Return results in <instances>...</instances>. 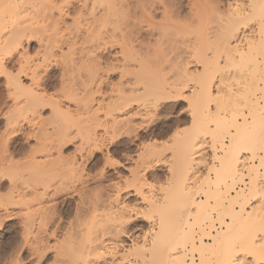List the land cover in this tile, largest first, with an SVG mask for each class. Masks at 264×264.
Instances as JSON below:
<instances>
[{"label":"bare ground","instance_id":"obj_1","mask_svg":"<svg viewBox=\"0 0 264 264\" xmlns=\"http://www.w3.org/2000/svg\"><path fill=\"white\" fill-rule=\"evenodd\" d=\"M56 1L57 0H47V1L43 0V2H46V3H49V4L51 3V6L48 4L49 8H47L45 10L46 12L44 11L45 14L48 15L49 13H47V12L50 11V10H51V13L53 14L52 9L53 10L55 9L54 10L55 12H56V10H59V12H60L59 13L60 15L58 14V16L55 13L56 16L54 18L55 22L53 21L54 23L52 21H50V20H52V19H50V17H54V16L50 14L51 16L48 17L49 15L48 16L46 15L49 18V21H50L49 24L53 23L52 25H54V28H55V32H54L55 34L54 35L58 36L61 33V30H62L61 25L63 23L65 24L64 18H65L66 13L68 11H71L72 9L75 8V6H74L75 3H74L73 0H66V3L68 5H66L65 8H67L68 11L66 10L67 12H65L64 11L65 8L62 7V6L59 7V4ZM79 1L82 2V7H80L81 9H83L85 11L86 10L88 11V9L90 10V11H88V12H90V13H88L89 16H90L89 18H92L90 20H93L91 23H89L90 25H88L86 23V25H88V27H86V25H85L86 29H84V31H83L81 28L78 27L80 24H77V22H78L77 21L78 19H77V20H75L76 21V25H75L76 27L75 26L73 27V30H75V31H73L71 28L68 29L69 26L67 27L65 25L67 27V30L69 31L68 32V37H66V39H63V37H61L62 40H61V38L60 39L58 38L59 40H57V39L55 40L54 39L52 41H48V43L45 42L46 43L45 46L42 45L44 48L46 47L45 50H47V49L53 50V49H55V47H59V46H60L59 47V49H60L61 48V44H65V45H67L69 47V54L64 56L65 59H64L63 63H61V64H63L62 65L63 66V72H62V75H60V77L62 76L60 78L61 82L65 81V82L69 83V85H70V84H72L73 79H75L74 75H75V73L78 70H80L81 68L82 69L86 68L88 70V78H87L88 80H86V81H88L87 85L89 86V88L87 87V89H85V91L83 90L82 99H80V100H83V101H82V104L79 105V109L82 110V108H83V111L80 110V112L83 113L85 111L84 113H85V116H86V117H84L85 119L83 118L84 122H85V125H84L85 127L77 132L78 136L81 137L80 140H82L81 141V146H79L78 148H75V149H77L76 151L79 152V153L77 152L79 155L78 156L77 155H73V152H72L73 149H71L73 147L67 148V145L71 141L74 142V140L76 139L74 134H73L74 136H72V132H71L72 129L69 128V129H65L61 136L58 135L56 138L53 137L52 139H49L48 141H44V143H42L40 141L41 143L39 142V145H38L39 147L37 146L34 149L31 148L30 156H29L30 159L26 162V164H24V165H26L25 167L27 168L26 174H28L29 181H31V182L33 181L34 182L33 184L32 183L28 184V190L29 191H27V192H29L33 197L35 196L34 198L32 197L33 199H31V200L29 199L30 202L27 203V206H28V209H29V211L25 212L26 219H27L26 221H28V224H27L28 225L27 226L28 229L26 228L27 231L31 230V228L34 227V225L36 226V224H37V227L39 226L38 229L41 228V230H42V228H43V229L47 230V228H49V229H52V231H51L52 234L51 235L56 234L58 231H60L63 228L62 227V222H61L62 221V218H61V214L62 213L59 215L58 212H57V208H58V202L57 201L59 200V198L61 197V195L63 193L67 194V193H72L73 192V193H77L78 195L80 194L79 197L81 199L79 198L80 201H79V204L77 205V209H76L77 211H75V212H77L76 214L81 213V212H83L84 214L82 213L81 214L82 216L80 215L81 217L80 216L76 217L74 222L71 221V223L69 224V227H68V229H69L68 236L72 237V235L73 236H77L79 234V236H77L78 237L77 240L79 239V242H80V238L81 239L85 238V237H83V233H85V236L88 234L89 237L93 233L92 235H94V236L91 235L92 237H90V238L88 236H86L87 238L83 239L84 240L83 244H82V241H81V243H79L80 244L79 247L77 246L78 242H77V245L73 244L72 245V249L74 251V254H76V256L72 252V254H73L72 258H70L69 255H71V254L69 253L70 250H68V248H71V247L67 248V247L61 246L62 249H63V247H64V249H63L62 252H59V255L61 253L60 256L62 258L59 261V264H97V262L100 261V260H101V262H102V260L105 262L106 258L103 257L101 251H99L98 248H100L101 244L106 240L105 239L106 235L109 236V238H110L109 234H111L114 238H117V239H121L122 237H126V239L128 237L129 238L132 237L129 234L130 231L127 232L126 231L127 229L124 228V225H127V224H124V223H126V222L129 223L128 222L129 221L128 220L129 217L127 219V215H129L128 209L131 210V208H129L131 206H128V209H127L126 206L123 205V203H120V201H119V197L120 196L119 197L117 196V198L115 200L110 201L111 204L109 203V209L107 211L110 214L107 213L108 214L107 216H110V217L107 218V221H106V219L104 218V217H106V215L104 216V212L103 211L106 212L105 208H108V206H106L107 203L103 200V197H101L102 195L101 196H96V197H94L95 199L93 201H88L87 202L88 199L84 200V196H83V193L81 194V190L84 188L83 185L85 186V184L87 182V180L85 181L83 179L85 177L84 173H85L87 167H91V168L92 167L93 168L94 167H98L101 164V162H102L101 159L98 156L95 155V152H96L95 150H97V149L99 150V149L103 148L102 146L105 144V140H106V142H108L107 141L108 138H106V136H108V137L110 136L109 140L111 139L112 141H110V142H113L114 138H116L118 136H121L122 134H124L123 132L129 131L128 128H130L133 125L132 122H133L134 116H132V114L135 113V109L136 108H139L140 110H143L142 108H144V109L147 108L148 109L149 105H148L147 102H149V101H151L152 103L153 102L158 103L157 101L163 102L165 100L170 101V100L179 99V98H182V97L184 98L183 91L188 89L191 86L190 84H192V82L193 83L195 82L196 86L194 85L193 88H192V89H194V91H192V98H191V99H193V101H192L193 103L190 102L189 99H188V102L190 104H192V105L194 104L195 108L199 107V106L200 107L204 106V108H200V109L205 110V108H206V111L208 110V112H211V114L214 115L212 113V111H214L215 109L210 111L209 109H211L212 107H209V106L213 102H215L216 99L219 100L221 97L218 98L219 96L217 97L216 94L215 95L213 94V93H216V92H212V91H214V89H212V91H211L210 85L212 86V84H209V83H210V80L213 79L212 76H214V73L210 74V72H208L207 70H209V68H208V67H210L209 65L215 64V65L219 66L220 65V61H222V63H224V64H232V65L239 66V67L240 66H244V67L245 66H250L251 68H249V72L245 75L246 79H245V77H243L245 80H247V82H248V80H249V82L250 81L251 82H255L260 77H264V58H263V62H261V60L258 59L259 55H263V57H264V47H263L264 46L263 45L264 42L263 43L256 42L255 45L253 43H251V46L248 45L250 47L245 49V51L242 50L243 48L240 49L241 43L243 41H245L246 38H247L246 29H247L248 24H249L250 21L256 20V22H257L256 26H258L257 27V31L258 32L259 31L261 32L264 29V0H249V3H247V5H245L244 8L242 7L243 9L240 7L241 10L238 11V12L236 11V9H235V12H234V9H232L233 11L229 10V13H227V16L225 15L226 12H225V14H224V12H223V14H222V12H220V9H219V7L217 5L216 6L212 5L213 3H211V0L209 2V3H211V5L207 2L208 0H206V2H203L204 1L203 0L202 1L203 3L201 2V0H200V2L198 0L197 1L193 0L191 2L189 1L190 2L189 3L190 4L189 13H188L189 15L187 17L182 15L181 11H179V5L182 3V2L179 3L180 2L179 0H79ZM28 2H30L29 4H31L32 1H30V0H0V74H4V76H6V84H7L8 88H10V96H8V98L11 97V99L14 102L13 105H14L15 111L19 112V115H17L16 117H21L22 114L25 113L26 111L27 112L28 111H32V112H35V113L36 112L39 113V109L40 108L43 109V107L45 105H48V104L49 105L50 104L53 105V107L55 106V109H53V111L54 110L55 111L59 110V111H56V114H54L57 117H58L57 112L60 113L61 116L69 115V113L71 114V110H69V109L68 110L66 109V111L60 110V109H62V107H61V104H60V102L58 100H56L54 98L52 99V97H50V96H49L50 98H46L45 97L46 96L45 95L46 92H44V91L54 87L55 84L59 82V80L58 81H54V80H56V79H54V80H49V82H48V80L46 79L47 82L45 83V82L42 81L43 83H45V84H43L41 82L42 78L39 75L41 73H38V69L41 66H39V67H35L34 66L35 67L34 68L32 66L34 61L31 62L32 60L30 58L26 57L28 53L27 52H21V54H20V52H19L21 47L24 45V43H27L28 47L31 44H33V40H34L33 39L34 38L33 34H34V32L36 34V31L33 32V30L37 29V28H34V26H33V25L36 24V22H33L35 20H29V21H31L32 23H35V24H32L29 21H27V22H25V21L22 22L21 21L22 24H20V22L17 20L18 18H20V20H21V18L25 19L24 16H23L24 18L22 17V14H24V12H26V10H28L29 7L28 6H27L28 8L25 7V5ZM40 2H41V0H40ZM40 2H39V4L42 5ZM75 2H77V1L75 0ZM32 4L35 5L34 3H32ZM102 4H104V5H102ZM48 5H44V6L47 7ZM44 6H42V7H44ZM90 6H91V9H90ZM41 9H42L41 11H43V8H41ZM35 10L36 9L34 8V11ZM238 10H239V8H238ZM133 11H134V14H138V18L134 19L135 20L134 22L136 23V26H137L136 27L137 30H136V34L135 35H133L131 32H129V33H131L129 35H131V36L133 35V37H130L128 35L130 37V39L128 37L127 38L128 40L127 39H125V40L127 42H129V43H127V42H125V43L129 44L132 47L131 48L129 46L131 49H134L135 45H134L133 41H135V43H138L140 45H141V43L143 44V42L139 43L138 40H140V39H138V38H140V36H143L144 33L153 37V36H155L156 32L159 31L160 34H161V37L163 35L166 37V39L165 38L164 39L166 41L167 48L170 49L172 51V53L174 52V54H175V55L173 54L174 55L173 56L174 59H176L175 56L177 57V59H178V57L182 59V56H183V59L181 61H178L179 62L178 64H179V66L181 68L179 69V66L177 68L180 71L179 72L176 71L178 74L175 73L176 75H178L177 77H179V79L177 78L176 80L171 81L170 80L171 78L170 79L167 78L168 75L166 76V73H164L165 69H163L160 72H158L159 74H157V75L154 73V75L156 76L155 77L156 79L150 80L152 82H139L138 79H137V78H139V77H137L138 76V72L133 70L132 73H131V71H130V73L135 76V81L133 82L132 81L133 79H132L130 81L123 82L122 80L127 78V77H124L125 74L128 75L125 72L127 70H125V71L123 70L121 75H123L124 78L122 77L123 79L120 80V81H122L120 83V87L118 88V86H116L118 88L116 94L113 93V92H115L114 88L110 89L111 91H110V94L108 95V97H111L112 100H110L111 103L107 107V111H105V115L103 117L104 120L101 121L99 119L98 113L102 111L101 109L104 106L101 107L100 102L97 100V98H95V96L97 95L96 93H101V94L104 93L103 95H106L107 91H105L103 89H104V86L106 84H108V83H106V76L104 77V74L102 72H100L101 70L103 71L101 66L105 62L104 61L102 63V59H101L102 55L100 56V54H98V52H99L98 49L100 48V44L99 45H94L92 43L94 46H92V48L89 47L90 49H87L86 45H82V47L85 46V48L83 47L82 49L79 48V47L77 48L76 46L79 45V38H81L82 35H83V39H84V35H85V38L86 37H90V36L92 38V36H95V35H98V38H100L99 36H102L103 34H106L108 39L109 38L112 39V41H110V43L113 42L112 44L115 43V44H117V46L118 45H123V44H121V41L124 42V36H127V35L120 33L119 34L120 36H118V37H121V39H117V35H116L117 32L114 30V29H117V28H112L111 29L110 26L112 27V25L114 24V26L116 27L115 24H117L120 21H122L121 19L125 20V19H128L127 17H129V16L131 17V13H133ZM78 12H80L79 9H78ZM231 12H233V13H231ZM41 15L42 14H40V16ZM78 16H79V14H78ZM136 16L137 15H135V17ZM158 16H161V20L159 19L160 22L157 21L158 25H160L161 27L160 26L157 27V25H156L157 23L155 22V20L157 19ZM56 17L57 18L59 17V19H56ZM84 17H86V16H84ZM48 18H46V19H48ZM56 20H57V22H56ZM122 22H121V24L123 25L124 23H122ZM215 22L217 24H221L220 26H216V27H219V28H217L218 30H216L215 27H213V23H215ZM26 23H27V25H25ZM154 23H156V24H154ZM125 24H126V22H125ZM122 25H121V27H122ZM108 26H109V28H108ZM77 27H78V29H75ZM134 27H135V25H134ZM249 27H251V26L249 25ZM49 30L51 31V28ZM172 30H174V31L173 32H169V31H172ZM213 30L214 31L216 30V34H215V32H213ZM217 31H219V34H218ZM253 31L254 30H252V32ZM42 32L40 31V33H42ZM121 32H124V31H121ZM211 33L217 35V37H215V38H217L216 40H218L220 38L219 39V43L217 42L219 44L217 50L216 51L212 50L213 54H214L213 56L212 55L209 56V54H208V51L210 50L209 48H210V45H211V38L210 37H212V35H213V34L211 35ZM127 34H128V32H127ZM36 35H37V37L39 36V34H36ZM122 35H124V36H122ZM209 35H210V37H209ZM218 35L219 36L221 35V37H219ZM134 36H136V37H134ZM40 37L44 38V36H40ZM105 37L106 36H104V35L102 36V38H105ZM163 37H162V40H163ZM157 38H158V36L155 38L156 39V43H159V41L161 39L158 40ZM93 39H95V37H93ZM252 39L254 40V37ZM87 40L88 39H85L84 41L87 42ZM95 40H97V39H95ZM42 41H44V40L42 39ZM165 41L160 42L156 46L158 47L161 43H163ZM88 42H90V41H88ZM39 44H41V43H39ZM80 44H81V42H80ZM83 44H85V43H83ZM147 44H150V43H147ZM90 45H91V43H90ZM208 45H209V47H208ZM141 47L143 48V46H141ZM155 47H153V48H155ZM160 47H163V46L160 45ZM159 49H162V48H158V50ZM194 49H197V51H199L198 49H201V52L200 51L196 52V51H194ZM192 50L194 51V53L196 52L195 53L196 55L193 54ZM39 51L40 50H38V53H39ZM171 51H170V54H171ZM123 52L124 51H122L121 53H123ZM137 52H139V49H138ZM142 52H143V50H142ZM47 53L48 52L45 51V56H46ZM51 53L49 55L54 54V53H52V54ZM141 53L139 52V54H141ZM167 53H169V52H167ZM159 54H161V53H159ZM189 54H193L192 56H194V57L192 58ZM198 54H200V55H198ZM29 55L30 54H28V56ZM153 55H155V54H153ZM148 56H150V55H148ZM167 56L168 55H166V57H164V58H167ZM156 57H157V55H156ZM161 57H162L161 59H163V56H161ZM159 58H160V56H159ZM168 59H169V57L167 58V60ZM177 59H176V61H177ZM124 60L125 59H123V61ZM133 61H137V60L133 59ZM174 61H173V63H175ZM158 62L161 63V62H164V60L160 61V59H159ZM167 63H169V62H167ZM118 64H122V63H118ZM178 64L175 63V65H178ZM140 65H142V64H140ZM175 65H173V66L168 65V66L174 67ZM201 65L204 66L203 67L204 69H202L203 72H197V71L191 72L189 70L190 68L188 69L189 66L198 67V66H201ZM37 66H38V64H37ZM110 66H111V68L108 69V73H109V71L110 72L111 71L115 72V70H117L116 69L117 67L115 66L114 63L111 64ZM127 66H126V68H128ZM131 66H132V64H131ZM222 66H223V64H222ZM222 66H221V68H222ZM226 66H223V68L226 67ZM205 67H206V69H205ZM162 68L163 67H161V69ZM11 69H13V70H11ZM140 69H144V68H142V66H141ZM218 69H220V68L218 67ZM222 69H220V70H222ZM87 70H85V71H87ZM104 70H106V69H104ZM217 70H215V71H217ZM175 74H173V75H175ZM170 75H171V73H170ZM22 77H24L25 79L30 77L29 81H30L31 84L28 85V86L24 85L23 81H22ZM173 78L174 77H172V79ZM260 79H261L260 81L262 82L264 78L263 79L260 78ZM62 80H64V81H62ZM109 80H110V78H109ZM139 80H141V79L139 78ZM258 81L259 80H257L256 83ZM205 82H207L208 84L205 83ZM204 84H206V85H204ZM139 85H142V89H140L141 87L139 88ZM72 86H74V85L73 84L71 85V88L73 89ZM213 88H214V86H213ZM219 88H221V87L219 86ZM253 88H255V87H253ZM253 88L251 89L252 91L251 90H247V91L243 90L245 92L242 95H241V93H240V95H237L236 93L232 94V96L235 95V94L237 95L236 97L235 96H233L232 98L230 97L233 100L232 104L235 107L234 109H236V111H235V115L233 114L232 116H230V119H229L228 122H222V120H220L219 122H221V123L218 122L216 128H214V129L212 128L213 130H211V127H209V125H208L209 124L208 121H207V123H208L207 125L204 122L205 120H207L206 117H208V116L211 117V118L214 117V116L208 115L209 114L208 113L207 114L208 116L205 114L202 117L204 119V117L206 116L205 117L206 119L202 123L199 120L200 123H197L198 126L194 125V127L196 126L197 132L193 135V137L191 136V138H188V139L177 138V140H179L180 145H181V151L179 152L178 157L176 156L177 159L179 158L178 161H177V164H178L177 166L178 167L176 168L177 171L175 170V173H173V174H175V176H173V177L175 179L177 177L176 186L179 187L178 190H180L183 194H185L188 190H190V188L188 186V181L191 180L190 177H191V171L193 169L194 159H196L195 157H197V155H199V153H200V151H201V149L203 147L201 141H202V139L204 137L203 133H205V132L206 133L207 132L208 133L212 132V135H213V133L214 134H216V133L218 134V132L223 133V131H224L225 136L220 134V135H222V139H221L220 135H218V138H220V140H222L220 143L223 144L222 150H223L224 155L222 157L219 156V159H220V162H221V169L215 170L216 171L215 173H218L216 175H219V173H221V175H226V177L224 176V178L226 180L230 179L232 182H231V184L227 183L228 185L223 183V184L226 185V187H224V188H226V191L223 192L225 198L223 197L224 198L223 199V198L220 197L223 200L218 198V199L221 200V201L219 200L220 202L217 200L218 201L217 203H219L220 206H218V207L215 206L217 208L222 207V212L220 211L218 213V217L220 218V221L222 222V224H223V226L225 228H222L221 231H217L215 234H212V232L209 231L207 236L213 241V243L210 242L208 244L206 242H203V240H202L203 236H201L200 239H199L200 245H198V246L196 245V242H195V231H191L192 230L191 229L192 228L191 225H193V223L192 222H191L192 224L189 223V217L192 215V211H190L191 213L190 212L188 213L187 211H185L186 212L185 213V212H183L184 209L182 211L181 210L180 211L177 210V211L180 212V214L177 213L176 219L175 218H171V220L175 219L174 221H176V222L179 220L178 224L176 225L177 227H179L177 229H176V227L173 228L174 226L170 227L171 224L173 225V223H171L169 225V223L171 222L170 219H169L170 218L169 217V213H171L173 211L170 207H168V209H170L171 212L168 211V213H166V214H168L167 218L169 217L168 220L170 221V222H168V225H167L168 227L166 226L167 221L164 219L163 213H162V215L159 214L160 216L158 215L159 219L156 222V226H157L156 228L157 229H155V232H152V233H154L153 237H151L152 233L150 232L151 235L149 237L152 238V239H150L151 241H150V244L148 245V248H149L148 251H150V253L152 254L153 253L152 251H155L154 249L155 248L157 249L159 247L158 246L159 240H160V242H159L160 244H163L165 242L164 243L165 248H166V246L171 244L169 246H171L173 248H171L170 250L168 249V250L169 251L173 250V252L171 254H170V252H168L169 254L167 253V255L165 256V263L166 264H181V263L182 264H186L185 260L183 262H180V261H182L180 259H183V257H186L187 248H188L189 244L191 245V248H192L193 252L197 251V252L202 254V253H204L206 251L212 250V247H213L214 244L217 245L220 241H221V243H222V241H227V239H225V238L231 236L234 233L235 230H236L235 233L236 232L237 233L240 232V234H243V233H241V232H243L242 226L239 225V224H242V223L245 222L246 219H249V218H247L248 215L247 214L245 215V212H246L245 211L246 210L245 207L248 206L250 201L252 199H255L258 196L259 192H260L259 190H258L259 192L255 191L254 187L256 186V184H253V183H257V180L259 179V176H260L259 175L260 172H259V168L257 166H252V167H250L247 170V171H249L248 172V177L251 179V185H249V186H252V184H253V186L255 185L254 187L252 186V188L254 189V192H252L253 189H251V190L248 189L249 191H251V193H250L251 195L248 194L250 196V198L246 195L244 189L235 190V185L237 183H239V181H241V182L243 181V177H244L243 176L244 175L243 174V169L246 166L245 165L246 163H244V161H241L243 163L242 165L244 166V168H239V164H240L239 156H240V154L242 152L241 150H242L243 146H246V148L243 149L244 152H247L248 149L249 150L252 149V151L254 150L253 153L252 152L250 153L251 154L250 156H252L250 158V159H252L251 161L255 160L256 157H258L257 154H259L258 153L259 151H261V150L264 151V131L260 132L259 130H257L258 127L259 128H264V118L261 115L262 112H264V105L260 104V99L261 98H258L257 94H256V92L257 93L260 92L259 91L260 88L256 87L258 89V91L257 90L255 91V89L253 90ZM229 89H230V87H229ZM242 89H244V87ZM73 91L74 90L70 91L71 93H69V95L70 94H74L75 91H76L75 93H78L77 89L74 92ZM261 91H262L263 98H264V88ZM224 92H226V91H224ZM112 94H115L114 97H113ZM217 94L220 95L221 92H218ZM65 95L68 96V93L65 94ZM76 95L77 94H74V96H76ZM77 97H79V95ZM222 99H223V97L221 98V101L220 100L219 101L222 102ZM75 100L76 99H74L73 101H75ZM218 100H217V102H215V104L218 103ZM165 102H167V101H165ZM136 105L139 106V107H135ZM180 105L182 106L183 104H180ZM218 105H220V103ZM214 106L216 107V105H214ZM233 106H231L232 109H233ZM159 107H160V105H159ZM0 108H2V107H0ZM234 109H233V111H234ZM243 110H245V112L248 113V116L251 115V117H253V118H251V120L254 119L252 122H250L251 120L250 121L247 120V116L244 113H242ZM55 111L53 113H55ZM206 111H205V113H206ZM216 111H217V114H218L219 110L216 109L215 110V114H216ZM140 112L142 113V111H140ZM138 113H139V111H138ZM150 114H152V113H150ZM217 114H216V116H217ZM24 117L25 116L23 115V118ZM149 117H151V116H149ZM240 117L243 119V122H239L238 121V118H240ZM202 118H200V119H202ZM211 118H209V119H211ZM213 119H215V118H213ZM8 120H7V122H8ZM11 120L12 121H10L7 125L8 126H12V130L14 131L13 133L17 132V134H15V136L13 138H11V141H9L8 139H5V140H1V142H0V144H1V147H0V173L3 172V175H0V176H2V177H4V173L5 172L3 170H1V169H11V168H13L15 166V162H14L13 158L15 156L24 155V153L28 149V142L25 143L24 140L25 139L29 140V137H28L29 134L26 133L25 129H23L24 125L21 124L24 120L22 122H21V120L19 121V118L18 119L14 118V120L13 119H11ZM195 121H196V119H195ZM196 122H198V121H196ZM103 124L105 126H103ZM130 124H132V125L130 126ZM218 124H219V127H218ZM135 125H137V124H135ZM251 125H253L254 127L251 126ZM101 126L105 127V132L103 134V135H106L105 137L102 134L99 133V129H100ZM172 126H173L172 122H168L166 124L160 125L159 127H157L155 133L157 134V136L158 135L161 136V137L167 136V134L172 130ZM191 126H192V124H191ZM137 127H139V126H137ZM251 127H253V128L251 129ZM193 129H194V131L196 130L195 128H193ZM250 130H252V131H250ZM10 133L13 134L12 132H10ZM126 134H128V133H126ZM132 134H134V132ZM3 136L6 137L5 134H3ZM71 137L72 138L74 137V139L70 140V139H72ZM225 138H227V140H229L227 143H224ZM153 139H154V137H153ZM149 146H151V145H149ZM157 147H159V146H157ZM9 148H10L11 152L9 151ZM160 150L162 151V149H160ZM245 150H247V151H245ZM66 151H68V152L71 151L72 152L71 154L73 156H71L70 154H69L70 156H66V154H65ZM120 151H122V150H120V148H118V149L117 148H112V149L108 150L107 154H106L107 162H105V163H107L109 166H115V165H119L120 166V165H122V164H118L117 162H114L115 160L112 161L113 160L112 154L120 152ZM74 153H76V152H74ZM152 153H154V152H152ZM38 154L40 156H42L41 159H38L36 157V155H38ZM161 156H162V154H161ZM198 157H200V156H198ZM93 158H97V159L95 160ZM127 158H128V156H127ZM151 158H153V157H150V159ZM157 158H158V156H157ZM245 159H246V157H245ZM102 160H104V159H102ZM156 161L154 163H156ZM159 162H161V161H159ZM150 166L151 165H149V167L147 166V168L151 169ZM26 168H24L23 172H25ZM104 176H106V175H104ZM104 176L101 177V178L104 179ZM245 176L247 177V175H245ZM261 177H262V175H261ZM11 179H13V177ZM35 179L39 180L38 187L41 188L40 189L41 192L37 189L38 187L36 186L37 183L35 184V182H36V181H34ZM24 181H25V179H24ZM132 181L134 183L136 180H132ZM130 182H131V180H130ZM130 182L126 181V183L128 185L127 184H125V185H127L128 188L130 186V184H129ZM242 183H245V182H242ZM4 185H6V184L1 181L0 182V186L2 187ZM12 187L14 189V186H12ZM244 188H245V186H244ZM114 189H116L118 194L120 192H122V186L121 187L117 186ZM125 189L127 190V188H125ZM136 189L134 188V190H136ZM10 190H11V188H10ZM128 190H130V189H128ZM218 190L220 191V186H219V188H217V191ZM22 191H23V189H22ZM25 191H23V192H25ZM233 191H235V193ZM27 192H25V193L27 194ZM27 195H29V194H27ZM84 195H85V193H84ZM24 196H26V195L24 194ZM106 197H108V196H106ZM112 197L113 196H111V198ZM210 198L208 197L209 200H211ZM163 199L165 200V198H163ZM35 201H37L38 203L37 202L36 203L40 205V207L38 206L39 208L37 207L38 209L36 208L37 211L34 210L35 207L33 206L34 205L33 203H35ZM60 201H62V199ZM225 201H227L229 203V205L227 204L226 207H224L225 206ZM25 202H27V201H25ZM104 202L106 204H104ZM125 202H127V201H125ZM14 203H16V202H14ZM24 203L22 204V202H21L22 205H24ZM36 203H35V205H37ZM165 203H168V202H165ZM165 203H162V204H165ZM188 203L190 204V202H188ZM191 203H192V201H191ZM207 203L208 202L206 200V203H205V205L202 208L200 206V205H203L202 203H200V202L196 203L195 202V204H197L198 210L205 214V216H203V217H206L205 218L206 221H208L210 223V226H209L210 230H211V228L214 230V228L216 226L213 224L214 223V219H213V216H212V213H211L212 210H211V208H210L211 211L207 210L208 207H210V206H207V205H209ZM16 204H18V203H16ZM157 204H158V202H157ZM187 205H185V207ZM216 205H218V204H216ZM41 206H43L42 207L43 210L45 209V212L43 213V215L40 214V212H43V210L40 211L41 210L40 209ZM159 206L157 208H159ZM164 206H166V205H164ZM236 206H239L238 210L235 209ZM58 209H60V208H58ZM132 209L133 210L135 209V205H134V208H132ZM161 209H162V207H161ZM180 209H182V208L180 207ZM79 210H82V211H79ZM145 210H147V209H145ZM147 211H149V210H147ZM164 211H167V210L165 209ZM38 212H39L40 216L37 217ZM101 212L103 213V218L105 219V222H103L102 220L101 221L99 220V222H103L104 225H100L102 223H99V225H97V223H98L97 220L99 218V213H101ZM130 212H133V211H130ZM135 212L136 211L134 210V213ZM161 212H162V210H161ZM102 213L100 215H102ZM76 214H75V216H76ZM172 214H173V212H172ZM175 214L176 213H174V215ZM142 215L139 214V216H141V217H142ZM148 215L149 214L143 215V216H148ZM226 215H230L231 216L232 222H230V221L229 222L228 221L225 222L224 217H226ZM133 217H135V216H133ZM103 218L101 217V219H103ZM255 218L256 219H260L258 216H256ZM156 219H157V217H156ZM126 220H128V221H126ZM152 220L155 222L154 219H152ZM153 221H151V223ZM106 222H107V224H105ZM204 222H205V220H204ZM250 222H252V220H250ZM258 222H255V221L253 222V223H256V224L258 223L259 224L258 229L254 228V232L255 231L257 232L258 230L264 231V218L262 217L260 220H258ZM175 224L176 223H174V225ZM96 225L100 226V228H98ZM151 225H153V223ZM188 225H190V226H188ZM13 227H15V226H13ZM94 227H95L96 230H94L92 232ZM153 227H155V226H153ZM169 227H170V229H169ZM150 228H152V227H150ZM165 228L169 229L167 232H169L171 230V228L173 230L174 229L178 230L177 231V235H176L177 239L174 241V244H172L173 240H174V237H175V234H173L174 231L172 230L173 231L172 235H170L169 234L170 232L167 233L165 231L166 230ZM187 228H189V229H187ZM203 228H202V225H201L200 226V230H201L202 233H204V230H205L204 226H203ZM44 231L45 230H43L42 233H44ZM81 232H82V236H81ZM147 232H148V230H147ZM164 232H166L168 235L166 233L164 234ZM247 232H248V229H247ZM240 234L238 236H240L242 238V236ZM244 234L245 235H244L243 238H246L245 245H247L249 248L250 247L253 248V247H255L254 245L256 243V247H258V245H259V244L257 245L258 241L256 242V240H255L257 238V234L253 233V230H252V233L249 234V235L246 232ZM145 235H143V236H145ZM169 235L170 236L174 235V237L173 238L172 237H168ZM13 236H14V234H13ZM143 236H140V237H143ZM204 236L206 237V234ZM238 236L237 237L234 236L235 238H231V240L234 239V241H230L231 245L228 246L229 250L226 249L230 253H231V251L234 250V247L232 248L231 246H232L233 242H236L235 239L236 240L239 239ZM140 237H139V239H140ZM208 237H206V238H208ZM170 238L172 239L171 240L172 243L170 241ZM229 238H228V240H229ZM243 238H242V240H243ZM86 239H87V241H86ZM107 239H108V237H107ZM137 239H138V237H137ZM142 239H145V241H144V243H145V242H147L148 238L145 237V238H142ZM156 239L158 241H156ZM165 239L169 243H167L165 241ZM116 240L114 239V241H116ZM138 240H137V243H138ZM120 241H118V242H120ZM135 242H134V244H137ZM142 242H143V240H142ZM259 242H261V239L259 240ZM124 243H120V245L124 244ZM131 243H133V241ZM227 243L229 244V242H227ZM103 244H105V242ZM261 245H264V242L260 243L259 248H257V250L260 249ZM103 246H101V248ZM121 246H124V245H121ZM121 246H119V244H118V248H117V245L114 248L115 249L116 248L119 249V247H121ZM125 246H126V244H125ZM131 246H132V244H131ZM137 247L139 248L138 245H137ZM221 247H223V246H221ZM142 248H143V246H142ZM145 248H147V247H145ZM145 248H143V249L145 250ZM143 249H142V251H143ZM65 250H67L68 253L66 251L65 252L66 254H65L64 253ZM128 250L130 251V248H128ZM137 250L138 249H136L135 251H137ZM165 250H167V248ZM253 250H255V249L253 248ZM98 251H99V253H98ZM138 251H140V249ZM142 251H141V254H142ZM113 252H115V251H113ZM188 252H189V250H188ZM259 252H260V250H259ZM109 253H110V251L108 252V254ZM116 253H117V256H118V254H119L118 251ZM98 254L100 256H98ZM143 254H144V257H143V261L142 262L146 263V264H153L152 257L150 255H146V253H144V252H143ZM231 254H233V253H231ZM231 254H227V255H231ZM111 255H113V254H110V256ZM128 256H129L128 259L130 257L133 258V256H130V255H128ZM134 256H135V254H134ZM139 256H138V258H139ZM201 256L202 255H200V257ZM66 257H68V258H66ZM111 257H113L115 259L114 255L111 256ZM135 257L137 259V256H135ZM135 257L133 259L131 258L134 262L128 260V262H126V263L127 264H137L139 261L138 262L135 261L134 260ZM202 257H201V261H202ZM126 258H127V255H123L122 256V260L124 259L126 261L127 260ZM140 258L142 259V257H140ZM234 259H236V258H234ZM124 260L122 262L119 261L120 263H118V261L117 262L114 261V262H116V264H123V262H125ZM190 260H191V262L188 263V264H196V262H194V258L190 259ZM114 262H110L109 264H115ZM208 263L210 264L211 262L208 261ZM229 263H232V260L230 259V256L229 257L225 256V258L223 256V258L220 259V263L219 264H229ZM103 264H108V263H103ZM235 264H236V262H235Z\"/></svg>","mask_w":264,"mask_h":264},{"label":"rangeland","instance_id":"obj_2","mask_svg":"<svg viewBox=\"0 0 264 264\" xmlns=\"http://www.w3.org/2000/svg\"><path fill=\"white\" fill-rule=\"evenodd\" d=\"M30 1H32L31 4L34 3L36 6L33 5V4L31 5V4H29L30 2H28L25 5V7L28 6L29 8L27 7L28 10H26V12H24V14L26 13L25 15L22 14V17L24 16L25 19H22L21 18V20H20V18L17 17L18 18L17 20L20 22V24H22V22H24V21L27 22L29 20H35L33 22H36L37 25L35 23H32L31 21H29V22L32 23V24H35L33 26H34V28H37V29H34L33 32L36 31V34H39V36L37 37V35L34 32V34H33L34 35L33 44H31L28 47L27 43H24V45L21 47V49H20L19 52H20V54H21V52H27L28 54H30L28 56V54L26 53L27 54L26 57L30 58L32 60V61L30 60L31 62L34 61L33 64L35 63L36 65L35 64L34 65L32 64L33 67L34 66L35 67L41 66L38 69V73H41V74H39L40 77L42 78L41 79V82L43 81V82L46 83L47 80H48V82H49V80H54V79H56L54 81H58L59 80V82L56 83L54 87H52L51 89H48V90L44 91V92H46V94H45L46 96L45 95L44 96L46 98L52 97V99L54 98V99L58 100L60 102V104H61V107H62V109H60V110L66 111V109L67 110L69 109V110H71V114L69 113V115L61 116V114L57 112V115H58V117H57L54 114H56V111H59V110H56V111L54 110L55 113H53L54 112L53 109H55V106L53 107V105H51V104L49 105L48 104V105H45L43 107V109L40 108L39 109V113H37V112L35 113V112H32V111H28V112L26 111L25 113L22 114L21 117H16L17 115H19V112L18 111H15V108H14V105H13L14 102L11 99V97L8 98V96H10V88H8V86L6 84V76H4V74H0V107H2V108H0V121H1L0 122V142H1V140H5V139H8L9 141H11V138H13L15 136V134H17V132L16 133H13L14 131L12 130V126H8L7 125L10 121H12L11 119L14 120V118L15 119L16 118L17 119L19 118V121L21 120V122L24 120L21 124L24 125L23 126V129H25L26 130V133L29 134L28 135L29 140H27V139L24 140L25 143L28 142V149L25 152L26 154L24 153V155L15 156L13 158V160L15 162V166L13 168H11V169H1L5 173H4V177L0 176V178H1L0 179V182L2 181L6 185H4L2 187L0 186V264H57V263L59 264V261L62 259L61 256H60L61 253L59 255V252H62L63 249H64V247H67V248L68 247H71V248H68V250H70L69 253L71 255H69V254L68 255L70 256V258H72L73 254H74V251L72 249V245L73 244L77 245V242H78V245L77 246L79 247L80 246L79 243H81V241H82V244H83V241H84L83 239L87 238L86 236H88V234L85 236V233H83V237H85V238H83V237H82L83 239L80 238V242H79V239L77 240V238H78L77 236H79V234L77 236H73L72 235V237L68 236V234H69L68 233V231H69V229H68L69 224L71 223V221L74 222L75 219H76V217L80 216L83 213V212L78 213L79 214L78 215V214H76L77 212H75V211H77L76 210L77 209V205L79 204V201H80L81 198L79 197L80 194L78 195L77 193H73V192L72 193H67V194H64L63 193L64 195L62 194L61 197L59 198V200L57 201L58 202V208H60V209L57 208V212H58L59 215L62 213L61 214V218H62V221L61 222H62V227L63 228L60 231H58L56 234H54L55 236L54 235H51L52 234L51 233L52 229L47 228V230H46V229H43L42 228V230H41V228L38 229L39 226L37 227V224H36V226L34 225V227H32L31 230H28L27 231V229H28L27 228L28 221H26L27 219H26V215H25V212L29 211L28 206H27V203H29L30 200L33 199L35 196L33 197L29 192H27V191H29L28 190V184H31V183L33 184L34 182L33 181L32 182L29 181L28 174H26L27 168L25 167L26 165H24V164H26V162L30 159L29 156H30L31 148L32 149L36 148L39 145V142L40 141L42 143H44V141H48L49 139H52L53 137L56 138L58 135L61 136L63 134V131L65 129H69V128L72 129V131H71L72 132V136L75 135V138L76 139L74 140V142L71 141L69 143L70 145L69 144L67 145V148L73 147V148H71V149H73L72 150L73 155H77V156L79 155L78 154L79 152L76 151L77 149H75V148H78L79 146H81V141L82 140H80L81 137L78 136L77 132L85 127L84 126L85 125V122H84V119L85 118L84 117H86L85 116V113H84L85 111L83 113L80 112L81 109H79V105H81L82 104V101H83V100H80V99H82L83 90L85 91V89H87V87L89 88V86L87 85L88 84V81H86V80H88L87 79L88 78V70L86 68H83L84 70L81 68L80 70H78L75 73V75H74L75 76V79H73V82H72V84L74 85V86H72L73 89L71 88V85L72 84L69 85V83L65 82L64 80H62V81H64L65 83L64 82H61V79L60 78L62 76L60 77V75H62V72H63V66H62L63 64H61V63H63V61L65 59L64 56L69 54V47L67 45L61 44V48L60 49H59V47H60L59 46V47H55V49H53V50H51V49L45 50L46 47L44 48L43 46H45L46 43H48V41H52L54 39L55 40L56 39L59 40L61 37H63V39H66V37H68V32H69L67 30V27L69 26L68 29L71 28L73 30V27L76 25V21L75 20L78 19L77 20L78 21L77 24H80L78 27L81 28L83 31H84V29H86V27H88V25H90L89 23H91L93 21V20H90L92 18H89L90 16H89L88 13H90V12H88V11H90V10L88 9V11L87 10L85 11V10L81 9L80 7H82V2H80L79 0H76L77 2H75V0H73L74 3H75V5H74L75 8L72 9L71 11H68L67 8H65V6L68 5L66 3V0H57L56 2L59 4V7L60 6L64 7L65 8L64 11L65 12L68 11V12L66 13L65 18H64L65 24L63 23L64 25L63 24L61 25V27H62L61 33L58 36H55L54 35L55 34L54 33L55 32V28H54V25H52V24L55 22L54 18L56 16V14L58 16V14L60 13L59 10H56V12H55L54 11L55 9L54 10L52 9L53 14L51 13V10L48 11L47 12V13H49L48 14L49 16H48L47 14H45V12H46L45 10L47 8H49V5L51 6V3L49 4V3L43 2V0H41V2H40V0H30ZM45 1H47V0H45ZM179 1H180L179 3L182 2L179 5V11H181L182 15H184V16L187 17L189 15L188 14L189 13V6H190L189 3L191 1H193V0H188V1L187 0H182V1L179 0ZM198 1L200 2V0H198ZM202 1L203 0H201V2ZM39 2L42 5H40ZM203 2H206V0H204ZM207 2L209 3L210 0H208ZM211 3H213L212 5H215V6L217 5L219 7V9H220V12H222V14H223V12H224V14L226 12L225 15L227 16V13H229V10L234 9V12H235V9H236V11L238 12V11L241 10L240 7L241 8L242 7L244 8L245 5H247V3H249V0H211ZM211 3H209V4L211 5ZM104 4H102V5H104ZM44 5H48V6L46 7ZM42 6H44V7H42ZM237 7L239 8V10H238ZM34 8L36 9L35 11H34ZM41 8H43V11H41L42 10ZM78 9L80 10V12H78ZM90 9H91V6H90ZM39 13L42 14V15L40 16ZM231 13H233V12H231ZM50 14L53 15L54 17H50L51 16ZM78 14H79V16H78ZM46 15L48 17H50V19H52L50 21H52V22L54 21V22L49 24L50 21H49V18ZM135 15H137V16L135 17ZM84 16H86V17H84ZM129 17H127L128 19H125V20L124 19H121L123 22L120 21L119 22L120 24L119 23L115 24L116 27L114 26V24L112 25V27L110 26L111 29L112 28H117V29H114L117 32V33L115 32L116 35H117V39H121V37H118V36H120L119 35L120 33L127 35V36L122 35V36H124V42L121 41V44H123V45H118L117 46V44H115V43L112 44L113 42L110 43V41H112V39L111 38L108 39L107 35L106 34H103L106 37L105 38H102L103 35L102 36H99L101 39L98 38V35L92 36V38H91V36L85 38V35H84V39H83V35H82V37L79 38V45L76 46L77 48L79 47V48L82 49L83 47L85 48V46L82 47V45H86V48L87 49H90V48H92V46L99 45L100 44V48L101 49L100 48L98 49V51H99L98 54H100V56L102 55V58H101L102 59V63L105 61L102 64V66H101V68L103 69V71L101 70L100 72H102L104 74V77L106 76V83H108V84H106L104 86V89H103V90L107 91V94L106 95H103L104 93L103 94L96 93L97 95L95 96V98H97V100L100 102L101 107L104 106L101 109L102 111L100 110L101 112L98 111L99 112L98 113L99 119L101 121L104 120L103 117L105 115V111H107V107L111 103L110 100H112L111 97H108V95L110 94V91H111L110 89L114 88L115 89L114 90L115 92H113V93L116 94L117 89L120 87V83L122 81L123 82H125V81L127 82V81H130V80L133 79L132 81L134 82L135 81V76L131 74L133 70H135V71L138 72V76L137 77H139L141 80H139V78H137V77L136 78L138 79L139 82H152L150 80L156 79L155 78L156 76L154 75V73L157 75V74H159L158 72H160L163 69H165L164 70V73H166V76L168 75L167 78H169V79L171 78L170 79L171 81H174L177 78L179 79V77H177L178 75H176L175 73H177L176 71H178V72L180 71L177 68L179 66V64H178L179 62L178 61H181L183 59V56H182V59L179 58V57L177 59V57L175 56V58L177 59V61H176V59H174V57H173L175 55L174 52L172 53V51L167 48V44H166V41H165L166 37L163 35L164 37L162 36L163 37V40H162V37H161V34H160L159 31L156 32L155 36L156 37L158 36V38H157L158 40L161 39L159 41V43L162 42V41H165V42H163L164 44L163 43L160 44L163 47H160V45L158 47L156 46L159 43H156V39H155L156 37L155 36L152 37V36L144 33V35L142 34L143 36H140V38H138V39H140V40H138L139 43L143 42V44L141 43V45H140L138 43H135V41H133V43L135 45V48L134 49H131L132 47L129 44H127L129 42H127L125 39H127L129 36L130 37H133V35L136 34V30H137L136 27L137 26H136V23L134 22L135 21L134 19L135 18L136 19L138 18V14H134V11H133V13H131V17L130 18ZM46 18H48V19H46ZM56 19H59V17L58 18L56 17ZM159 19L161 20V16H158L157 19L155 20V22L156 23H157V21L160 22ZM56 22H57V20H56ZM121 22L124 23V24L126 22V24L125 25L124 24L122 25ZM86 23L88 25H86ZM156 23H154V24H156ZM215 23H213V27H215V29L218 30L217 28H219V27H216V26H220L221 24H217V23L215 24ZM25 25H27V23ZM85 25H86V27H85ZM121 25H122V27H121ZM134 25H135V27H134ZM156 25H157V27L160 26V25H158V23ZM249 25L251 27H249ZM256 25H257L256 20H254V21L252 20V21L249 22L248 27L246 29L247 38H246L245 41H243L244 43L243 42L241 43V46L242 47L240 46V49L243 48L242 50L245 51V49H247V48H249L251 46V43H253L255 45L256 42H258V43H263L264 42L263 41L264 40V29H263V31H261V32L259 31L258 32L257 31V27L258 26H256ZM78 27L75 28V29H78ZM50 28H51V31L49 30ZM108 28H109V26H108ZM39 30L41 32L44 30L43 31L44 33L43 32L40 33ZM216 30L215 31L213 30V32H215V34H216ZM252 30H254V31L252 32ZM73 31H75V30H73ZM121 31H124V32H121ZM173 31L174 30L169 31V32H173ZM127 32H128V34H127ZM129 32H131L133 35L132 36L129 35V34H131ZM217 32L219 34V31H217ZM212 34L213 33H211V35ZM215 34H213L212 37H210V35H209V37L211 38V45L209 44L210 45V48H209L210 50L208 51L209 56H211V55L213 56L214 55L212 50L216 51L217 48H218V45H219L218 43H219V39L220 38L218 40H216L217 38H215V37H217V35H215ZM40 36H44V38H42ZM93 37H95V39H97V40L93 39ZM130 37H129V39H130ZM134 37H136V36H134ZM219 37H221V35ZM253 37H254V40L252 39ZM42 39L44 41H42ZM85 39H88L87 42L88 41H90V42L87 43L86 41H84ZM61 40H62V38H61ZM80 42H81V44H80ZM125 42H127V43H125ZM39 43H41V44H39ZM83 43H85V44H83ZM90 43H91V45H90ZM147 43H150V44H147ZM209 45H208V47H209ZM248 45H250V46H248ZM263 45H264V43H263ZM141 46H143V48ZM153 47H155L157 50H158V48H162V49H159L157 51ZM138 49H139V52L140 53L142 52V50H143V52L141 54H139V52H137ZM38 50H40L39 53H38ZM198 50L201 52V49H198ZM45 51L48 52L46 54V56H45ZM120 51L121 52L124 51V52L121 53ZM170 51H171V54H170ZM194 51L199 52V51H197V49H194ZM194 51L192 50L193 54L196 53V52L194 53ZM51 52L54 53V54H52ZM167 52H169V53H167ZM50 53L52 55H49ZM159 53H161L162 55L159 54ZM153 54H155V55H153ZM193 54H189V55L193 58L194 57V56H192ZM148 55H150V56H148ZM156 55H157V57H156ZM166 55H168L167 58L169 57L168 60H167V58H164V57H166ZM198 55H200V54H198ZM159 56H160V58H159ZM161 56H163V59H161L162 58ZM122 58L125 59V60L123 61ZM263 58H264L263 55H259L258 56V59L261 60V62H263ZM133 59H136L137 61H133ZM159 59H160V61L161 60H164L165 63L164 62H161L162 64L159 63L158 62ZM173 61L176 64H178V65H175V63H173ZM167 62H169V63H167ZM113 63L117 67L116 68L117 70H115V72H113V71L110 72L109 71V73H108V69L111 68L110 65L113 64ZM118 63H122V64H118ZM139 63L142 64V65H140ZM221 63H222V61H220V65L219 66L218 65H215V64L209 65L210 66V67H208L209 70H207L208 72H210V74L211 73H214V76H212L213 79L210 80V83H209V84H212V86L210 85L211 91H212V89H214V91H212V92H216V93H213L214 95L216 94L217 97L219 96L218 98H220V97L222 98L223 97L222 102H220L221 101V98L219 99L220 101L218 99H216V101L215 100L214 101L217 102V100H218V103L215 104V102H213L214 103L213 104L211 102L212 104L209 106V107H212L211 109H209L210 111H212L214 109L215 110L216 109L219 110L218 111V114H217V111H216L217 116L215 114V110L212 111V113L214 114V115H212L211 112H208V110L206 111V108H205V110L200 109V108H204V106H202V107L199 106V107H196L195 108L194 107V104L192 105V104H190L188 102V99H189L190 102L193 101V99H191V98H192V91H194V89H192V88H193L194 85L196 86V84H195V82L194 83L192 82V84H190L191 86L188 89H186V90L183 91L184 98L182 97V98L173 99V100H170V101L165 100L167 102H165V101H163V102L157 101L158 103H156V102H153L152 103L151 101H149V102H147L148 105H149L148 109L147 108H145V109L142 108L143 110H140L139 108H136L137 110L135 109V113L132 114V116H134V118H133V122L134 123L132 122L133 125L130 124V126L131 125L132 126L130 128H128L131 133L129 131L123 132L124 134H122L121 136L116 137L117 139L114 138L113 142H110V141H112L111 139L109 140V137L110 136L108 137L106 135H103L104 132H105V127H103V126H105V125L103 124V126L100 127L101 130L99 129V133L102 134L104 137L106 136V138H108L107 139L108 142H106V140H105V144L102 146L103 148H101L99 150L98 149L95 150L96 151L95 152V155L98 156L101 159L102 162H101V164L98 167H94V168L93 167L92 168L91 167H87V169H86V171L84 173L85 174L84 175L85 177L83 178L85 181L87 180V182L85 184L86 187L83 185L84 188L82 189L83 191L81 190V194L83 193L84 200H87L88 199L87 202L88 201H93L95 199L94 197L101 196L102 195L101 197H103V200L108 204L107 205L104 202V204H106V206H108V208H105L106 209V212L103 211L104 212V216L106 215V217H104L106 219V221H107V218L110 217V216H107L108 214H110L107 211L109 209V203H110V201L115 200L117 198V196L118 197L120 196L119 197L120 203H123V205H125L127 209H128V206H131V207H129V208H131V210L128 209L129 215H127V219L129 217V219H128L129 221L126 220L129 223H127V222L124 223V224H127V225H124V228L127 229L126 230L127 232L130 231L129 234H130V236H132L131 237L132 239L129 238V237L127 239H126V237H122L121 239H117V238H114L111 234H109L110 235V238H109V236L106 235L105 236V239L106 240L104 241L105 244H103L104 242L101 244V246H103V245L104 246L102 248H101V246H100V248H98V250L101 251L103 257L106 258V260H105V262L103 260L101 262V260H100V261L97 262V264H103V263H108L109 264L110 262H114V261H116V262L118 261V263H120V262H122L124 260V259L122 260V256L123 255H127V258H126L127 260L126 261L124 260L125 262H123V264H127L126 262H128V260L134 262L132 259L135 256H137V259L135 257L134 260L137 261V262L139 261L138 262L139 264H146V263H143L142 262L143 261V257H144L143 252L146 253V255H150L152 257L153 264H166L165 263V256L167 255L168 252H170V254L173 252V250L169 251L171 248H173V247L169 246L171 244L168 245L170 248L168 246H166L167 250L169 249L167 251V250H165L166 249L165 248V245H164L165 242L164 243L162 242L163 244H160L159 243L160 240H159V242H158V246L159 247L157 248L158 250L155 248L154 249L155 251H152L153 252L152 254L150 253V251H148L149 250L148 245L150 244V241H151L150 239H152L149 236L151 235L152 232H155V229H157L156 228L157 227L156 226V222L159 219V216L162 215V213L164 215L163 216L164 219L167 221L166 226L168 225V222L171 221L169 223V225L171 223H173V225L171 224L170 227L174 226L173 228L176 227V229H177L179 227H177L176 225L178 224V221L179 220L177 219L178 220L177 222L174 221L176 219L177 213L180 214L179 211L180 210L182 211L183 209H184L183 212L187 211L189 213L190 211H192V215L189 217V223H191V222L193 223V225H191L192 226V228H191L192 230L191 231H195V242H196V245L197 246L200 245L199 239H200L201 236H203V238H202L203 242H206L208 244L210 242L213 243V241L207 236L208 233H209V231L212 232V234H215L217 231H221L222 228H225L223 226L222 222L220 221V218L218 217V213L220 211L222 212V207L217 208L218 206H220L219 203H217V202L221 198H223V197L225 198L224 193H223V192L226 191V188H224V187H226L225 184H227V183L231 184L232 181L230 179H227L226 180L224 178V176L226 177V175H221V173H219V175H216L218 173H215L216 172L215 170L221 169V162H220L219 156L222 157L224 155V153H223V150H222L223 144L220 143L222 140H220V138H218V135L222 134V135L225 136L224 131H223V133L218 132V134L217 133L216 134L213 133V135H212V132H209V133L208 132L207 133L205 132V133H203V136H204L203 139L204 138L205 139L204 140L202 139V141H201L202 146H203V147L201 146L202 147V149L200 151L201 154L199 153V155H197V157L198 156H200V157H198V158L195 157L196 159H194L193 169L191 171V177H190L191 180L188 181V186H189L190 190H188L185 194H183L180 190H178L179 187L176 186L177 177H176V179L173 177V176H175V174H173V173H175V170L177 171V169H176L178 167L177 166L178 165L177 164V161L179 159V158L177 159V157L179 155V152L181 151V145H180L179 140H177V138H185V139H188V138H191V136L193 137V135L197 132V129H196V126H198L197 123H200V122L202 123L206 118H207V120H205L204 122L206 123V125L209 123L208 125H209V127H211V130H213L214 128H216L217 123L220 120H222V122H228L229 119H230V116H232L233 114L235 115V111H236V109H234L235 107L232 104V101L233 100L231 98L233 96L236 97L237 95H240V93L242 95L245 91L251 90L253 87H255V88H253V90L255 89V91L256 90L258 91V89L256 87L260 88L259 89L260 92H258L259 94L257 92H256V94H257V97L258 98H261L260 99V104H263L264 105V98H263V94H262V91H261L264 88L263 87L264 86V79H263L264 77H260V78L263 79L262 82L260 81L261 80L260 78L257 79V80H259L257 83H256L257 80L255 82H251V81L249 82V80H248V82H247V80H245L246 79L245 75L249 72V68H251L250 66H245V67L244 66H240L239 67V66H235V65H232V64H224V63H222L223 66H226L227 65L226 67L223 68V66H222ZM37 64H38V66H37ZM131 64H132V66H131ZM168 65H171V66L175 65V66L174 67H171V66H168ZM126 66L128 68H126ZM141 66L144 69H140ZM221 66H222L223 69L221 68ZM161 67H163V68L161 69ZM203 67L204 66H202V65L201 66H198V67H196V66L195 67L189 66L188 69L190 68L189 70L191 72H193V71L203 72V70H202V69H204ZM218 67L220 69H222V70L218 69ZM180 68L181 67L179 66V69ZM104 69H106V70H104ZM205 69H206V67H205ZM11 70H13V69H11ZM85 70H87V71H85ZM123 70L124 71L127 70L125 72L128 74V75L125 74L124 77H127L125 79H123L124 77H123V75H121ZM215 70H217V71H215ZM130 71H131V73H130ZM170 73H171V75H170ZM173 74H175V75H173ZM172 77H174V78L172 79ZM243 77H245V79ZM109 78H110V80H109ZM29 79H30V77H28L27 79H25L24 77H22L23 84L26 85V86L30 85L31 83H30ZM120 80H122V81H120ZM45 83H43V84H45ZM205 83H207V82H205ZM204 85H206V84H204ZM116 86H118V88ZM213 86H214V88H213ZM219 86L221 88H219ZM229 87H230V89H229ZM243 87H244V89H242ZM139 88L142 89V85H139ZM71 89L74 90V91L77 89V92L78 93H75L76 91L75 92L73 91L74 94H77L76 96H74V94H70L69 95V93H71L70 91H72ZM243 90H245V91H243ZM224 91H226V92H224ZM218 92H221V94L218 95L217 94ZM228 92L229 93L231 92V93L229 94ZM67 93H68V96L65 95ZM234 93H236L237 95L235 94V95L232 96V94H234ZM115 94H112L113 97H114ZM78 95H79V97H77ZM74 99H76V100L78 99V100L77 101L75 100L76 101L75 102V101H73ZM219 103H220V105H218ZM180 104H183V105L181 106ZM159 105H160V107H159ZM214 105H216V107ZM231 106H233L234 111H233V109H232ZM135 107H139V106L136 105ZM81 111H83V108H82ZM138 111H139L140 114L138 113ZM140 111H142V113ZM205 111H206V113H205ZM150 113H152V114H150ZM242 113H244L247 116V120L248 121H250L251 118H253V117H251V115L248 116V113L245 112V110H243ZM205 114L206 115L208 114V115H211V116H214V117L211 118V117H209L207 115L211 119H209L206 116H205L206 118L204 117V119H203L202 117ZM23 115L25 116L24 118H23ZM261 115L264 118V112H262ZM149 116H151V117H149ZM200 118H202V119H200ZM213 118H215V119H213ZM195 119L198 122H196ZM7 120H8V122H7ZM199 120H200V122H199ZM253 120L254 119H252L250 122H252ZM207 121H208V123H207ZM238 121L239 122H243V119L240 117V118H238ZM168 122H172L173 123L172 130L167 134V136H164V137H161L159 135L157 136V134L155 133L157 127H159L160 125L166 124ZM219 123H221V122H219ZM135 124H137V125H135ZM191 124H192V126H191ZM194 125H196V126L194 127ZM137 126H139V127H137ZM251 126H253V125H251ZM218 127H219V124H218ZM253 127H251V129ZM193 128H195L196 130L194 131ZM258 128H257V130H259L260 132L264 131V128H259V129ZM250 131H252V130H250ZM10 132H12L13 134H11ZM133 132H134L135 135L132 134ZM126 133H128V134H126ZM3 134H5V136L7 138L4 137ZM222 135H220L221 139H222ZM153 137H154V139H153ZM73 139H74V137L72 139H70V140H73ZM228 141L229 140H227V138H225L224 143H227ZM149 145H151V146H149ZM156 145L159 146V147H157ZM0 147H1V144H0ZM243 147H242V150H241L242 152H241V154L239 156V161H240L239 168H244V166L242 165L243 163L241 162V161H244V163H246L245 164L246 166L243 169V174H244L243 176L244 177H243V181L242 182H245V183H242L241 181H239V183L236 184L237 186L235 185V190L244 189L246 195L250 198L249 195H251L250 194L251 191H249L248 189H250V190L253 189L252 188L253 184H256V186L254 185L255 187L254 186L253 187H254L255 191H258L259 190L260 192L258 191L259 192L258 196L255 199H252L250 201V203H249L250 206L248 205L249 207L248 206L245 207V209H246L245 210L246 211L245 212V215L247 214L248 215L247 218H249V219H246L244 223L239 224V225L242 226L243 232H241V233H243V234H240V232H238V233L243 238L244 235H245L244 234L245 232L249 235V234L252 233V230H253V233L257 234V238L255 239L256 242L258 241L257 245L258 244L260 245L261 242H264L262 240H261V242H259L260 237L262 235H264V231L258 230L257 231L258 233H257L256 231L254 232V228H257L258 229V226H259L258 220H260L262 217L264 218V196H263L264 195V179H263L264 178L263 177L264 176V151L263 150L259 151L258 152L259 154H257L258 157H256L255 160L251 161L252 159H250V158L252 156H250L251 155L250 153L251 152L253 153L254 150L252 151V149H250L251 150L250 151L248 149V151L245 150L247 152H244L243 149H245L246 146H243ZM112 148H117V149L120 148V150H122L120 152H117L118 154L117 153L112 154V156H113V160L112 161L115 160L114 162H117L118 164H122V165H120V166L119 165L109 166L107 163H105V162H107V158H106L107 151L110 150V149H112ZM159 148L162 149V151L163 150L164 151L162 152ZM9 151H10V148H9ZM67 152L68 151L65 152L66 156H70V155L73 156L71 154L72 153L71 151H69L68 153ZM74 152H76V153L78 152V153L76 154ZM152 152H154V153H152ZM161 154H162V156H161ZM156 155L158 156V158H157ZM127 156H128V158H127ZM149 156L150 157H153V158L150 159ZM36 157L38 159H41L42 158V156H40L39 154L36 155ZM245 157H246V159H245ZM93 159L96 160L97 158H93ZM102 159H104V160H102ZM154 160L155 161L157 160L158 162L156 161V163H154L155 162ZM159 161H161V162H159ZM149 165H151L150 166L151 169L150 168H147V166L149 167ZM252 166H257L259 168V172H260L259 175L260 176H259V179L257 180V183H253L252 186H249V185H251V179L248 177V172L249 171H247V170L250 167H252ZM24 168H26L25 169V172H23L24 171ZM0 175H3V172H1ZM104 175H106V176H104ZM245 175H247V177ZM261 175H262L263 178L261 177ZM11 176L13 177V179H11L12 178ZM103 176H104V179L101 178ZM24 179H25V181H24ZM130 180H131V182H130ZM132 180H136V181L133 183ZM34 181H36L35 184L37 183L36 186L38 187L39 180H36L35 179ZM126 181H129L130 182L129 184H130L131 187L130 186H129V188L127 187L128 184L126 183ZM223 183H225V184H223ZM125 184H127V185H125ZM243 185L245 186V188H244ZM12 186H14V189H13ZM117 186H120V187L122 186V192H120L119 194L116 191V189H114ZM219 186H220V191L219 190L217 191V188H219ZM10 188H11V190H10ZM125 188H127V190ZM134 188L135 189L137 188V189L134 190ZM22 189H23V191L26 190L25 192H27V194H29V195H27L25 192H23ZM37 189L41 192V190H40L41 188L40 187H38ZM128 189H130V190H128ZM254 189L252 190V192H254ZM233 192L235 193V191H233ZM23 193L26 196H24ZM84 193H85V195H84ZM106 196H108V197H106ZM111 196H113V197L111 198ZM208 197L209 198L211 197L210 198L211 200H209ZM163 198H165V200ZM218 198H220V199H218ZM61 199H62V201H60ZM223 199H221V200H223ZM206 200L208 202L207 204H209L207 206H210V207H208L207 210L208 211H211L212 210L211 213H212V216H213V219H214V223L213 224L216 226L214 228V230L212 228L210 230V228H209L210 223L208 221H206V219H205L206 217H203V216H205V214L202 213L201 211H199L198 210V207H197V204H195V202L196 203L197 202H200V203L203 204V205H200L203 208V206L206 203ZM25 201H27V202H25ZM125 201H127V202H125ZM164 201L165 202H168V203H165ZM191 201H192V203H191ZM14 202H16L18 204L14 203ZM21 202H22V204L24 202L26 204L24 203V205H22ZM36 202L37 201H35V203ZM157 202H158V204H157ZM188 202H190V204ZM35 203H33L34 204L33 206L35 207L34 210H36V208L38 206L40 207V205L37 204L38 202L36 203L37 205H35ZM162 203H165V204H162ZM216 204H218V205H216ZM227 204L229 205V203L227 201H225V206L224 207H226ZM134 205H135V209L134 210L136 211L135 213H134V210L132 209V208H134ZM159 205L162 207V209H161V207ZM164 205H166V206H164ZM185 205H187L186 206L187 208L185 207ZM158 206H159V208H157ZM215 206H217V207H215ZM42 207L43 206H41V208H40L41 210L39 209L40 211L43 210ZM168 207H170L173 210L172 211L173 214H172L171 210L168 209ZM180 207L182 209H180ZM238 207L239 206H236L235 209L238 210L239 209ZM210 208H211V210H210ZM145 209H147L149 211H147ZM165 209L167 211H164ZM161 210H162V212H161ZM177 210H179V211H177ZM79 211H82V210H79ZM130 211H133V212H130ZM168 211L171 212V213H169V217L170 218L168 217L170 219V221L167 218V215L168 214H166V213H168ZM44 212H45V209L43 210V212H40V214L43 215ZM101 213H99V218L97 220V222H98L97 225H99V223H102L100 225H104L103 222H105V219L103 218V213H102V215H100ZM138 213L140 215H142V214L143 215L149 214V215L148 216H143L142 215V217H141V216H139ZM174 213H176V214L174 215ZM40 214L38 212L37 217L40 216ZM75 214H76V216H75ZM100 216L104 220L101 219ZM133 216H135V217H133ZM256 216H258L260 219H256L255 218ZM156 217H157V219H156ZM171 218H175V219L174 220L173 219L171 220ZM152 219H154V220L156 219L155 222ZM99 220L100 221L102 220L103 222H99ZM204 220H205V222H204ZM224 220H225V222H227V221L228 222L229 221L232 222V218H231L230 215H226V217H224ZM250 220H252V222H250ZM151 221H153L152 222L153 225H151L152 224ZM254 221L255 222H258V223L257 224L256 223H253ZM174 223H176V224L174 225ZM105 224H107V222ZM201 225H202V228H203V226L205 227L204 233H202L201 230H200V226ZM13 226H15V227H13ZM153 226H155V227H153ZM188 226H190V225H188ZM97 227L100 228V226H97ZM150 227H152V228H150ZM170 227H169V229H170ZM165 229H166L165 230L166 232L169 230L167 228H165ZM176 229L173 230L171 228V230L169 231L170 233L167 232L170 235H172V232L174 231L173 234H175V237H174V235L173 236H170V235L168 236V237H172V238L174 237L173 243L171 241L172 239L170 238V241H171L172 244H174V241L177 239L176 235H177V231L178 230H176ZM187 229H189V228H187ZM247 229H248V232H247ZM43 230H45L44 231L45 234L42 233ZM94 230H96L95 227L92 230V232ZM147 230H148V232H147ZM235 231H234V233L231 236H229L230 238L229 237L225 238V239H227V241H222V243L220 241L219 243L221 245L219 243L217 245L214 244L213 247H212V250L206 251V252H204L202 254L199 253V252H197V251L193 252L192 251V248H191V245L189 244L188 245V248H187L186 257H183V259H180V260H182L180 262H183L185 260V263L188 264V263L191 262L190 259H193L194 258V262H196V264H209L208 261L211 262L212 264H217V263L219 264L220 263V259L223 258V256H224V258H225V256H228V257L230 256V259L232 260V263H229V264H235V262L237 260L240 261V264H264V245H261V247L263 249L260 247V249L257 250V248H259V245H258V247H256V243H255V245H254L255 247H253L255 250H253V248H251V247H250L251 248L250 249L247 245H245L246 238H243V240H242V238L240 236H238L239 234L237 232H236L237 233L236 234ZM166 232H164V234ZM13 234H14V236H13ZM153 234L154 233H152L151 237H153ZM205 234H206V237H208V238H206L204 236ZM91 235H90V237L94 236V235H92V236ZM143 235H145V236H143ZM81 236H82V232H81ZM140 236H143V237H140ZM234 236H236V237L238 236L239 239H237V240L235 239L236 242H233V244H232L231 247L232 248L234 247V250L232 249L233 251H231V253H233V254H231L228 251L229 250L228 249V246L231 245L230 244L231 243L230 241H234V239L231 240V238H235ZM107 237H108V239H107ZM137 237H138V239L140 237V239L138 240ZM145 237L148 238L147 239V242L148 243L147 242L144 243L145 239H142V238H145ZM228 238H229V240H228ZM114 239L115 240L117 239V240L114 241ZM141 239L143 240V242H142ZM157 239H156V241H158ZM137 240H138V243H137ZM86 241H87V239H86ZM118 241H120V242H118ZM132 241H133V243H131ZM165 241H166V239H165ZM134 242L137 243V244H134ZM227 242H229V244ZM120 243H124V244H121V245H124V246H121ZM167 243H169V242H167ZM115 244L117 245V248H118V244L121 247H119V249H117V248L115 249L114 248L116 246ZM125 244H126V246H125ZM131 244H132V246H131ZM137 245L139 246V248L137 247ZM61 246H64L63 249H62ZM142 246H143V248H145V247H147V248H145V250H144L142 248ZM221 246H223V247H221ZM128 248H130V251L131 252L128 250ZM134 249L135 250L136 249H138V250L140 249V251H138V250L135 251ZM142 249H143V251H142ZM226 249H228V250H226ZM188 250H189V252H188ZM259 250H260V252H259ZM66 251L67 250H65L64 253ZM99 251H98V253H99ZM109 251H110V253L108 254ZM113 251H115V252H113ZM117 251L119 253L118 256H117V253H116ZM141 251H142V254H141ZM72 252H73V254H72ZM225 252L227 254H231V255H227ZM67 253H68V251H67ZM110 254H113L115 256V259L116 260L113 257H111L113 255L110 256ZM134 254H135V256H134ZM74 255L76 256V254H74ZM128 255L133 256V258L130 257L128 259V257H129ZM200 255L203 256V257L201 256L202 257V261H201ZM98 256H100V255L98 254ZM138 256H139V258H138ZM68 257H66V258H68ZM140 257H142V259ZM234 258H236V259H234ZM116 262H114V263L116 264Z\"/></svg>","mask_w":264,"mask_h":264},{"label":"snow or ice","instance_id":"obj_3","mask_svg":"<svg viewBox=\"0 0 264 264\" xmlns=\"http://www.w3.org/2000/svg\"><path fill=\"white\" fill-rule=\"evenodd\" d=\"M260 239H261L262 241H264V235H262V236L260 237ZM236 264H240V261L237 260V261H236Z\"/></svg>","mask_w":264,"mask_h":264}]
</instances>
